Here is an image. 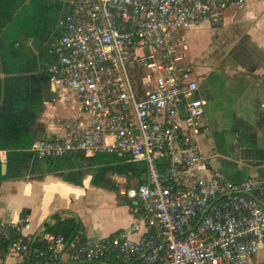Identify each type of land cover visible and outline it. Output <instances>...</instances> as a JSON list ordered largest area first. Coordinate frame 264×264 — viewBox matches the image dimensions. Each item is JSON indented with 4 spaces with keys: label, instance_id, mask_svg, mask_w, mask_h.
I'll return each instance as SVG.
<instances>
[{
    "label": "built area",
    "instance_id": "obj_1",
    "mask_svg": "<svg viewBox=\"0 0 264 264\" xmlns=\"http://www.w3.org/2000/svg\"><path fill=\"white\" fill-rule=\"evenodd\" d=\"M67 1L48 70L79 111L33 149L144 159L147 181L131 191L141 205L129 227L98 240L45 228L29 236L26 215L0 219V255L15 252L18 264H249L264 244V174L232 181L214 169L197 138L205 99L177 43L247 0Z\"/></svg>",
    "mask_w": 264,
    "mask_h": 264
},
{
    "label": "crops",
    "instance_id": "obj_2",
    "mask_svg": "<svg viewBox=\"0 0 264 264\" xmlns=\"http://www.w3.org/2000/svg\"><path fill=\"white\" fill-rule=\"evenodd\" d=\"M67 0H0V219L40 235L53 215L75 218L85 238L98 240L129 227L138 197L131 191L148 178L147 162L116 153L38 155L33 145L62 134L79 111L48 66L64 32ZM186 38V39H185ZM183 51L205 99L201 149L232 181L264 174V0L229 6L220 24L186 29ZM15 252L0 264H18ZM264 264V244L249 257Z\"/></svg>",
    "mask_w": 264,
    "mask_h": 264
},
{
    "label": "trees",
    "instance_id": "obj_3",
    "mask_svg": "<svg viewBox=\"0 0 264 264\" xmlns=\"http://www.w3.org/2000/svg\"><path fill=\"white\" fill-rule=\"evenodd\" d=\"M147 180H144L143 182H146ZM138 205H141V202L138 201ZM26 213L24 212L23 215ZM54 220L53 221H46L45 223V230L48 231H53V232H63L67 237H74L76 235L80 236L81 238H85L83 235L79 234L80 233V223L78 220L75 218H70V217H61L59 213H55L53 215ZM10 237L6 240V248L7 250V245L10 241V239L13 236V232L10 231ZM39 236H37L38 238ZM6 253L3 252L2 256H4ZM116 261V259H112Z\"/></svg>",
    "mask_w": 264,
    "mask_h": 264
},
{
    "label": "rangeland",
    "instance_id": "obj_4",
    "mask_svg": "<svg viewBox=\"0 0 264 264\" xmlns=\"http://www.w3.org/2000/svg\"><path fill=\"white\" fill-rule=\"evenodd\" d=\"M185 39H186V38H185ZM185 39L182 37V38H181L180 40H178V42H177V43H178V46H179V48H180V50H182V51L184 50V49H183V45L185 44V41H186ZM181 40H182V41H181Z\"/></svg>",
    "mask_w": 264,
    "mask_h": 264
}]
</instances>
